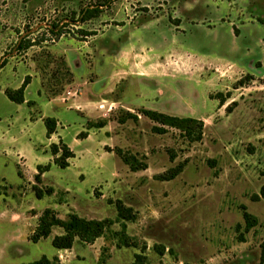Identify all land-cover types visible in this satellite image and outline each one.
Returning a JSON list of instances; mask_svg holds the SVG:
<instances>
[{
    "label": "rangeland",
    "instance_id": "374dc122",
    "mask_svg": "<svg viewBox=\"0 0 264 264\" xmlns=\"http://www.w3.org/2000/svg\"><path fill=\"white\" fill-rule=\"evenodd\" d=\"M98 4L105 5L100 17L73 24ZM54 24L65 32L60 39L50 33ZM22 38L38 44L17 53ZM4 61L0 264L43 256L53 264H134L143 251L146 264H260L264 200L253 197L264 184V0H0ZM246 75L255 81L235 90ZM27 77L25 103L11 102L6 92ZM228 92L222 108L211 99ZM141 107L202 120L203 140L189 143L175 129L155 134L142 115L125 119ZM49 117L60 123L54 143L62 139L77 155L66 169L51 155ZM90 120H107L109 128L88 130ZM116 148L146 156L148 170L131 171ZM180 163L186 166L173 181L156 178ZM39 165H51L41 183ZM35 187L54 194L38 199ZM117 201L137 215L127 223L128 246L100 238L58 251L52 241L60 228L30 240L46 209L61 219L115 220ZM243 205L259 221L248 233Z\"/></svg>",
    "mask_w": 264,
    "mask_h": 264
},
{
    "label": "trees",
    "instance_id": "16d2710c",
    "mask_svg": "<svg viewBox=\"0 0 264 264\" xmlns=\"http://www.w3.org/2000/svg\"><path fill=\"white\" fill-rule=\"evenodd\" d=\"M234 1V0H229ZM109 2V0H107ZM105 4V3H104ZM105 5L98 4L95 7H89L81 11V17L78 21L73 20V24H84L93 19L100 17L103 12ZM85 37H90L96 35V33H89L87 31H80ZM50 33L55 36V38L60 39L64 34V30L58 25L54 24L50 29ZM38 43L35 40L29 38H22L16 45V52L23 54L27 52L30 48L36 46ZM7 61H4L0 65V70L4 68ZM255 81V77L252 75H246L245 77L238 80L234 89H240L244 87H249L252 82ZM30 84V77H27L21 88L16 91L8 90L6 95L11 102L16 104L25 103V91L27 86ZM231 98V93L228 92L226 96L222 93L218 94L217 97H211L213 100L219 101L220 108L224 107L228 99ZM237 102H232L228 107L227 111H231L237 106ZM139 115H142L149 119L154 126L152 127V132L155 134L163 135L168 132L169 129L178 130L181 136L187 140L189 143L200 142L203 140L205 125L202 120H198L192 117H178L168 114H164L158 111H153L149 109H140L138 111ZM138 114L126 113V120H133L134 122L139 121ZM125 122V120H122ZM44 124L46 127L48 137L54 135L57 131L58 123L55 118L49 117L44 119ZM108 125L107 120L101 121H89L87 123V129H101ZM88 135L85 133L83 138H87ZM51 155L54 157V162L59 168L66 169L70 166L69 160L75 157L71 148L60 139L58 144L51 145ZM115 153L121 158V160L129 166L130 170L133 172H140L148 170L149 166L146 162V156L138 157L136 154H132L130 151H124L121 148H116ZM186 163H180L175 167L169 169L167 172L158 175L156 178L161 181H173L176 179L184 170ZM51 165L37 167L38 174L35 176L37 183L42 182V176L49 172ZM35 194L38 199H43L45 196H52L54 194V189L47 188L46 190H41L35 187ZM255 201L261 199L264 200V184L261 187L260 195L253 197ZM117 209V217L115 220L103 219V220H89L82 218L75 213H70L66 219H61L57 215L56 211L53 209H46L42 215L39 217L38 225L34 234L31 236L30 240L34 243H38L43 239L49 238L53 229L60 228L63 232L61 235L54 237L52 241L53 247L58 251H65L73 249L75 242H80L84 245H92L100 238H112L119 242V245L128 246L130 243V237L127 235V223L135 222L137 220V215L132 207H127L122 201H117L115 203ZM243 211V218L245 222L244 232L248 233L254 229L258 224V219L248 212L245 205L241 206ZM115 224H120L121 230H113ZM237 232H241V225H237ZM240 242H245L243 235L239 237ZM145 249V247L143 248ZM155 251L160 255H164L165 249L163 247H155ZM147 257L142 254L135 255L134 264H146ZM30 264H53L51 260L43 256L40 260L35 261ZM260 264H264V244L261 245L260 254Z\"/></svg>",
    "mask_w": 264,
    "mask_h": 264
},
{
    "label": "crops",
    "instance_id": "0c3cea01",
    "mask_svg": "<svg viewBox=\"0 0 264 264\" xmlns=\"http://www.w3.org/2000/svg\"><path fill=\"white\" fill-rule=\"evenodd\" d=\"M72 93V92H71ZM74 93V92H73ZM82 106H85V105H82ZM72 108V107H71ZM141 108H143V109H147V108H145V107H141ZM72 110V109H71ZM79 109H74L73 111H75V112H77L78 114H80V115H82V116H84L85 118H87L86 117V115H85V113H83L84 111L82 110H80V111H78ZM127 112H130V111H128L127 110ZM130 113H132V112H130ZM135 114V113H134ZM138 117H139V120H141L140 118V115L138 114ZM56 119V118H55ZM56 120H58V119H56ZM91 121V120H90ZM87 122H89V121H87ZM139 122V121H138ZM57 123H58V127L60 126V123H59V120L57 121ZM108 128H109V126L107 125L106 127H104V128H101V129H99V131L100 132H103L104 130H108ZM56 137H58V128H57V133H55L53 136H52V142L54 143V142H56V140L54 139V138H56ZM88 137H90V135L88 136ZM88 137L87 138H85L84 140H86V139H88ZM70 146V145H69ZM71 147V146H70ZM71 150H72V147H71ZM73 152V151H72ZM74 153V152H73ZM75 154V153H74ZM76 156L77 155H75V157L74 158H72V159H76Z\"/></svg>",
    "mask_w": 264,
    "mask_h": 264
},
{
    "label": "built area",
    "instance_id": "2783aa9c",
    "mask_svg": "<svg viewBox=\"0 0 264 264\" xmlns=\"http://www.w3.org/2000/svg\"><path fill=\"white\" fill-rule=\"evenodd\" d=\"M68 94H69V95H71V93H70V92H69Z\"/></svg>",
    "mask_w": 264,
    "mask_h": 264
}]
</instances>
